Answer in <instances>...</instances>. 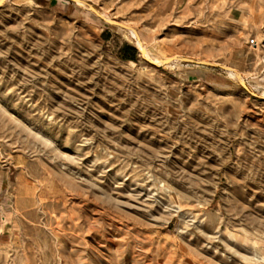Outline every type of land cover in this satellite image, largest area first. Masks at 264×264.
Instances as JSON below:
<instances>
[{
	"label": "rangeland",
	"instance_id": "rangeland-1",
	"mask_svg": "<svg viewBox=\"0 0 264 264\" xmlns=\"http://www.w3.org/2000/svg\"><path fill=\"white\" fill-rule=\"evenodd\" d=\"M78 1L0 3V264H264V0Z\"/></svg>",
	"mask_w": 264,
	"mask_h": 264
},
{
	"label": "water",
	"instance_id": "water-1",
	"mask_svg": "<svg viewBox=\"0 0 264 264\" xmlns=\"http://www.w3.org/2000/svg\"><path fill=\"white\" fill-rule=\"evenodd\" d=\"M4 1V0H1L0 3ZM72 1H76V0H72ZM79 1H82L84 4H86V2H84L83 0H79ZM90 9L99 17V18H102V19H105L103 18V16L91 5H89ZM113 25H116V26H120V27H123V28H128L127 26L117 22V21H110ZM141 55H144L143 52H141ZM152 64L154 65H157L156 62L154 61H151ZM241 86L244 90L248 91L252 96H256V94H254L253 92L249 91L248 87L244 84V83H241Z\"/></svg>",
	"mask_w": 264,
	"mask_h": 264
},
{
	"label": "bare ground",
	"instance_id": "bare-ground-1",
	"mask_svg": "<svg viewBox=\"0 0 264 264\" xmlns=\"http://www.w3.org/2000/svg\"><path fill=\"white\" fill-rule=\"evenodd\" d=\"M78 4H80V5H84L82 2H80V1H78ZM131 32V34H133L132 33V31H130ZM136 47H138V49L140 50V52H143L144 53V58L146 57V58H148L149 57V54L147 53V51L144 49V47L140 44V42H136ZM152 61H154V62H157V63H159L161 60H159L158 58H153L152 59ZM130 63H132V61H129ZM160 64V63H159Z\"/></svg>",
	"mask_w": 264,
	"mask_h": 264
},
{
	"label": "trees",
	"instance_id": "trees-1",
	"mask_svg": "<svg viewBox=\"0 0 264 264\" xmlns=\"http://www.w3.org/2000/svg\"><path fill=\"white\" fill-rule=\"evenodd\" d=\"M124 49H126L127 51H131L132 53H133V48H131V47H129V46H125V48ZM125 59H132V57L131 56H127V55H125V56H123Z\"/></svg>",
	"mask_w": 264,
	"mask_h": 264
}]
</instances>
